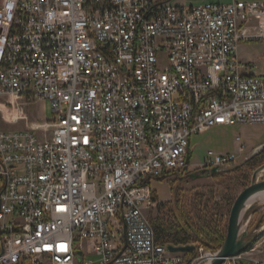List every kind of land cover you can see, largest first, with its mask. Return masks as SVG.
<instances>
[{
	"label": "built area",
	"instance_id": "built-area-1",
	"mask_svg": "<svg viewBox=\"0 0 264 264\" xmlns=\"http://www.w3.org/2000/svg\"><path fill=\"white\" fill-rule=\"evenodd\" d=\"M169 1L1 3L0 110L43 100L53 118L0 130V264L183 263L156 243L152 182L187 167L193 135L264 125V77L238 55L264 44V1Z\"/></svg>",
	"mask_w": 264,
	"mask_h": 264
},
{
	"label": "rangeland",
	"instance_id": "rangeland-1",
	"mask_svg": "<svg viewBox=\"0 0 264 264\" xmlns=\"http://www.w3.org/2000/svg\"><path fill=\"white\" fill-rule=\"evenodd\" d=\"M186 1L190 0H170L169 3L172 5H180L185 4ZM3 0H0V5ZM180 3V4H179ZM186 5H198L197 3H186ZM185 5V6H186ZM238 55L241 60L244 62L251 63L255 66L252 69V72L258 75H262L264 77V44L261 42H251L243 44L239 47ZM27 105L23 106L20 109V112L14 114V116H10L13 110L9 108V114L5 111L0 110V130L4 132H20L25 130L27 126H31L32 124H45L49 120L53 118L52 105L48 101L43 100H35L32 102H26ZM240 137L241 141H237V138ZM241 148V152L239 149ZM190 154L191 160L189 164L190 173H194L196 176L199 174V169L196 167L199 164H204L209 151H213L218 154H237L239 159L237 164L232 165L227 168H223L225 170H232L235 166L241 165L247 162L254 156H257L264 149V125H232V126H220L214 127L210 130L202 132L199 135H193L191 137L190 142ZM264 166V162L260 167ZM259 167V168H260ZM258 169V168H257ZM253 170L250 172V179L252 180V176L254 172L257 170ZM176 180L175 176H171L167 178L166 181L160 182L159 180H155L152 182V186L154 191L156 192L159 200L157 201L156 208L150 211V215L156 217L158 212V204L159 202H171L174 198L173 195V186L171 182ZM250 180V183H251ZM258 180H264V170L259 173ZM249 183V185H250ZM184 189L190 190L192 194L201 193L203 194L205 200H214L220 201V193L223 190V186L220 183L215 182L213 179L209 178H199L193 179L190 177H185L184 182L179 183ZM212 188V189H210ZM241 193V192H240ZM239 193V194H240ZM238 194V195H239ZM237 195V196H238ZM257 207L260 208L259 212L264 214V200H258L256 202ZM210 207H214L213 203H210ZM253 225H256L259 222L257 217H253L251 219ZM264 225V224H262ZM255 227V226H254ZM254 229V228H253ZM259 246L257 249L261 251L264 248V236L259 238V240L254 244V246L249 250H253L255 246ZM255 256L259 257L258 254ZM207 254L213 255L212 252H200V256L198 260L194 264H206V262L210 259ZM207 257V258H206ZM207 259V261H206Z\"/></svg>",
	"mask_w": 264,
	"mask_h": 264
},
{
	"label": "trees",
	"instance_id": "trees-1",
	"mask_svg": "<svg viewBox=\"0 0 264 264\" xmlns=\"http://www.w3.org/2000/svg\"><path fill=\"white\" fill-rule=\"evenodd\" d=\"M263 162L264 149L257 156L235 166L232 170L212 175L210 178L223 186V190L217 192L220 193L219 202L213 199L207 201L203 194H192L190 190L179 185L184 182L185 177L191 176L189 168L172 171L157 179L164 182L171 176L176 177V180L171 182L173 200L159 202L157 207L159 214L156 217L149 216L156 243L163 246H195L194 251L180 254L183 257L182 264H192L200 256V249L216 253L226 240L229 216L237 195L249 186L250 172L259 168ZM154 200H159L156 192ZM210 203H213L214 207H210ZM253 217H257L259 221L262 219L261 225L264 224V214L257 211ZM254 226L250 222L249 230L251 231Z\"/></svg>",
	"mask_w": 264,
	"mask_h": 264
},
{
	"label": "water",
	"instance_id": "water-1",
	"mask_svg": "<svg viewBox=\"0 0 264 264\" xmlns=\"http://www.w3.org/2000/svg\"><path fill=\"white\" fill-rule=\"evenodd\" d=\"M190 160L191 154L189 151L186 168H189ZM263 170L264 166L258 168L252 176L250 185L237 196L231 208L226 240L206 264H225L228 259L248 252L259 238L264 236V225H261L262 219L255 225L254 229L251 231L249 230V225L254 213L260 210L256 202H252V200L261 193H264V180H258V175ZM222 171V168L214 167L212 169L200 170L197 176L192 173L191 177L193 179L202 177L209 178ZM167 249L173 254H185L194 251L196 247L193 245H168ZM77 259L79 261L83 259V253L81 251L77 252Z\"/></svg>",
	"mask_w": 264,
	"mask_h": 264
},
{
	"label": "crops",
	"instance_id": "crops-1",
	"mask_svg": "<svg viewBox=\"0 0 264 264\" xmlns=\"http://www.w3.org/2000/svg\"><path fill=\"white\" fill-rule=\"evenodd\" d=\"M263 2L264 0H190V1H186L185 4H182V5H186V3H189V4H192V3H197L198 5H192V6H199V5H204V4H230L232 2ZM180 4V3H179ZM187 6V5H186ZM243 61V60H242ZM244 62V61H243ZM247 64H249L251 71L252 72V69H253V65L251 63H248V62H245ZM255 67V66H254ZM253 73V72H252ZM255 74V73H253ZM255 75H258V74H255ZM259 76H262V75H259ZM191 142V141H190ZM239 151H241V148L239 149ZM225 154H230V153H225ZM259 248V246H255L253 250L251 251H254V252H257V249ZM256 254L259 255V258L260 259H263L264 260V248L261 250V251H258ZM94 256H89V255H86L85 254V259H93Z\"/></svg>",
	"mask_w": 264,
	"mask_h": 264
},
{
	"label": "bare ground",
	"instance_id": "bare-ground-1",
	"mask_svg": "<svg viewBox=\"0 0 264 264\" xmlns=\"http://www.w3.org/2000/svg\"><path fill=\"white\" fill-rule=\"evenodd\" d=\"M258 200H264V193H261L260 195L256 196V197L252 200V202H257ZM237 257H245V253H243V254H241V255H239V256H237ZM209 258H211V257L209 256Z\"/></svg>",
	"mask_w": 264,
	"mask_h": 264
}]
</instances>
